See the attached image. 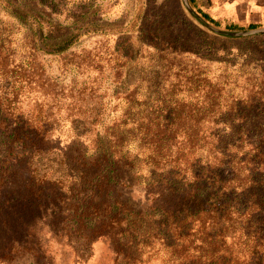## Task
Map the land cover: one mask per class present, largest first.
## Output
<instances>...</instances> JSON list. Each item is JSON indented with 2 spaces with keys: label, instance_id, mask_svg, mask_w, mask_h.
<instances>
[{
  "label": "rangeland",
  "instance_id": "1",
  "mask_svg": "<svg viewBox=\"0 0 264 264\" xmlns=\"http://www.w3.org/2000/svg\"><path fill=\"white\" fill-rule=\"evenodd\" d=\"M238 19L246 21L242 13ZM203 70L214 81L226 82L221 99L248 96L250 102L261 101L244 109L245 121H264V100H257L259 90L264 91V33L215 35L181 0H0V110L7 111L6 121H53L61 145L70 140L72 121L88 127L89 148L134 121H150L148 113L158 104L153 98L168 83L175 84L172 90L184 102L183 113H191L176 121H227L215 116L227 107L223 105L192 116L209 96V82L201 81ZM233 79L239 84L227 82ZM205 123L197 134L200 145L211 140ZM215 128V136L228 132L221 124ZM247 137L255 138L253 133ZM125 146L136 154L130 144ZM211 153L207 144L182 163L193 157L204 163ZM136 163V196L143 197L148 186L176 191V186L155 182L159 165ZM135 224L134 236L111 233L88 248L80 246L77 235L45 231L37 250L27 246L17 261L0 264H180L179 250L172 254L159 247V238L148 235L155 221Z\"/></svg>",
  "mask_w": 264,
  "mask_h": 264
},
{
  "label": "trees",
  "instance_id": "2",
  "mask_svg": "<svg viewBox=\"0 0 264 264\" xmlns=\"http://www.w3.org/2000/svg\"><path fill=\"white\" fill-rule=\"evenodd\" d=\"M192 7L220 29H244L236 24H219L207 13ZM251 27L255 26L247 28ZM201 81L209 82V96L192 116L223 105L227 107L217 111L215 116L227 121H176L179 116L191 113H183L184 102L174 96L175 84L168 83V89L153 98L158 104L148 113L150 121H134L133 125L115 131L112 138L96 141L100 158L88 165L92 179L84 178L86 182H96L91 193L84 195L88 209L79 217L80 223L87 225L88 221L91 229L134 236L131 233L138 230L136 221H155L148 235L159 238V247L172 254L179 250L182 253L180 264H264V121H245L244 112L261 101L250 102L248 96L221 99L220 90L226 82L214 81L205 70L201 72ZM227 82L239 84L236 79ZM257 100H264V91L259 90ZM6 112L0 110V175L10 173L5 159L7 150L15 142L24 141L21 136L29 133L20 120L6 121ZM236 118L238 120L234 121ZM204 123L211 140L200 145L197 134L205 127ZM218 124L228 129L223 136L214 135L218 133L215 128ZM180 133L183 136L177 140ZM248 133H253L255 138L247 137ZM226 139L235 141L229 143ZM126 144H130L136 154L129 153ZM207 144L212 152L210 160L202 163L193 157L182 163L187 156L194 155L196 148L205 149ZM138 160L148 167L159 165L160 175L155 182L177 188L170 191L160 186L154 193L148 186L143 199L148 209L136 210L121 191V195L116 196L111 192L120 177L118 169L134 167ZM168 164L172 167L167 168ZM28 196H32L31 193ZM190 249L196 252L188 253Z\"/></svg>",
  "mask_w": 264,
  "mask_h": 264
},
{
  "label": "flooded vegetation",
  "instance_id": "3",
  "mask_svg": "<svg viewBox=\"0 0 264 264\" xmlns=\"http://www.w3.org/2000/svg\"><path fill=\"white\" fill-rule=\"evenodd\" d=\"M21 122L29 133L21 136L24 141L17 140L7 150L10 173L0 175V262L17 261L16 255L27 246L37 250L45 231L67 237L77 235L84 248L111 235L112 231L91 229L88 221L86 225L79 219L88 209L84 195L91 193L96 182L84 180L92 179L88 165L100 158L96 142L90 148L85 144L88 127L72 121L70 140L61 145L53 121ZM118 170L120 177L111 193L116 196L121 191L136 210L148 209V203H143L145 191L143 197L135 195L134 167Z\"/></svg>",
  "mask_w": 264,
  "mask_h": 264
},
{
  "label": "crops",
  "instance_id": "4",
  "mask_svg": "<svg viewBox=\"0 0 264 264\" xmlns=\"http://www.w3.org/2000/svg\"><path fill=\"white\" fill-rule=\"evenodd\" d=\"M190 3L219 24H236L244 29L264 27V17H251L264 15V0H190ZM240 13L245 16L243 23L238 19ZM252 25L255 27L247 28Z\"/></svg>",
  "mask_w": 264,
  "mask_h": 264
},
{
  "label": "water",
  "instance_id": "5",
  "mask_svg": "<svg viewBox=\"0 0 264 264\" xmlns=\"http://www.w3.org/2000/svg\"><path fill=\"white\" fill-rule=\"evenodd\" d=\"M182 6L184 9L194 17L202 26H204L209 32L225 37H243L264 33V27L261 28H253V29H245V30H224L220 28H216L208 23L205 19L199 16L193 8L189 5L188 0H181Z\"/></svg>",
  "mask_w": 264,
  "mask_h": 264
}]
</instances>
